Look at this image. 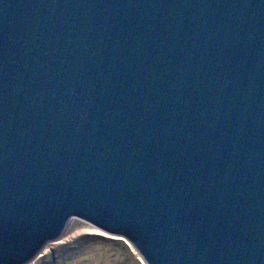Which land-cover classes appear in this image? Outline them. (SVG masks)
<instances>
[{"label":"water","instance_id":"water-1","mask_svg":"<svg viewBox=\"0 0 264 264\" xmlns=\"http://www.w3.org/2000/svg\"><path fill=\"white\" fill-rule=\"evenodd\" d=\"M74 220L264 264V0H0V264Z\"/></svg>","mask_w":264,"mask_h":264},{"label":"rangeland","instance_id":"rangeland-1","mask_svg":"<svg viewBox=\"0 0 264 264\" xmlns=\"http://www.w3.org/2000/svg\"><path fill=\"white\" fill-rule=\"evenodd\" d=\"M140 260L119 238L74 220L62 240L48 245L34 264H144Z\"/></svg>","mask_w":264,"mask_h":264},{"label":"trees","instance_id":"trees-1","mask_svg":"<svg viewBox=\"0 0 264 264\" xmlns=\"http://www.w3.org/2000/svg\"><path fill=\"white\" fill-rule=\"evenodd\" d=\"M123 242V241H122Z\"/></svg>","mask_w":264,"mask_h":264}]
</instances>
